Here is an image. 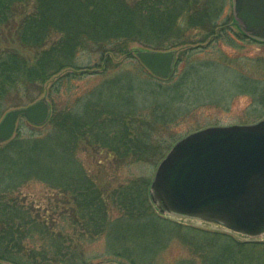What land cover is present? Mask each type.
Instances as JSON below:
<instances>
[{
	"label": "trees",
	"instance_id": "trees-1",
	"mask_svg": "<svg viewBox=\"0 0 264 264\" xmlns=\"http://www.w3.org/2000/svg\"><path fill=\"white\" fill-rule=\"evenodd\" d=\"M7 30L18 47L1 43ZM223 45L261 48L238 57L244 63L237 69L225 65L234 71L228 84L221 78L219 86L203 83L221 71L209 61L191 64L177 78L136 68L82 93L71 91L90 69H109L113 56L136 58V48L176 49L178 60L203 48L223 51ZM214 89L215 100L209 97ZM233 89L251 96L242 123L264 116V41L239 29L231 0H0V118L42 96L51 104L47 123L24 120L28 130L22 131L20 120L14 135L0 143V261L161 264L177 241L185 253L172 264H264V240L164 216L150 201L149 178L112 185L78 156L103 153L115 167L157 164L181 138L165 134L190 105L228 104L225 95ZM31 183L41 184L44 193L25 191ZM100 240L102 249L92 250Z\"/></svg>",
	"mask_w": 264,
	"mask_h": 264
},
{
	"label": "water",
	"instance_id": "water-1",
	"mask_svg": "<svg viewBox=\"0 0 264 264\" xmlns=\"http://www.w3.org/2000/svg\"><path fill=\"white\" fill-rule=\"evenodd\" d=\"M231 1L239 29L264 41V0ZM134 55L165 79L177 50L136 48ZM50 114L45 96L9 109L0 120V143L13 136L19 118L40 126ZM148 195L162 215L218 225L248 239L264 235V116L253 123L203 127L178 139L156 165Z\"/></svg>",
	"mask_w": 264,
	"mask_h": 264
},
{
	"label": "rangeland",
	"instance_id": "rangeland-1",
	"mask_svg": "<svg viewBox=\"0 0 264 264\" xmlns=\"http://www.w3.org/2000/svg\"><path fill=\"white\" fill-rule=\"evenodd\" d=\"M1 43L10 45L13 47H18L17 42L15 41L13 31H6L2 38ZM223 51L218 48L209 47L203 48L201 51H196L190 54L189 57L183 56L179 54V58L175 63L174 71L172 76L177 78L181 73L185 71L191 64H200L207 63L209 61L216 62L219 64V68L221 71L217 70L204 78V84H211V86H217L219 83V79L221 78L223 84H228V79L231 74L229 71H226L225 65H229L234 69H237L244 63V59H238V57L242 55L246 56H255L260 53L261 48L257 45H252L247 47L243 51H233V49L223 45ZM132 55V54H131ZM233 58L229 59L228 57ZM83 54L81 57L83 58ZM236 58V59H235ZM112 64L110 68L101 72L100 68L90 69L88 74L85 75L81 79L75 80L71 84V91L74 93H82L86 89L91 88L92 86L97 85L101 80L105 77H111L118 74L121 71L125 70H135L136 68L143 69L148 72L147 69L138 61L137 58H127L125 55L121 56H113ZM218 60V61H217ZM229 63V64H227ZM250 66V65H248ZM228 68V67H227ZM219 86V85H218ZM219 92L217 89L213 91V94H209V97L212 99L218 98ZM207 95V94H206ZM208 96V95H207ZM202 98H205L203 95ZM225 97L227 98L228 104L225 103H211L207 99V101H199L196 104L190 105L192 109L187 112L183 117L179 119L176 124H173L170 128H168L165 135H173L177 137L178 135L185 136L186 134L201 129L203 127L212 126V125H230V124H240L243 121V114L247 105L250 104L251 96L237 93L234 89L230 93L228 92ZM197 99V98H195ZM192 98V100H195ZM262 118V117H261ZM21 120V130L27 131V126H24V119ZM20 120L18 122H20ZM245 124V123H244ZM79 158L84 163L85 167L89 168L90 171L96 172V174L100 178H106L107 181L111 180V184L115 185L117 181H125L129 178L135 177H145L151 180L156 165L146 162H131L121 165L120 167H115L113 163L109 160V158L105 157L103 153H78ZM100 159V163L96 165L97 160ZM97 176V177H98ZM27 192H31L35 196L42 195L44 190L42 185L39 183H31L25 189ZM173 220H176L184 225H192L198 228L207 229V230H215V231H226L222 227L210 223L199 222L194 219H175L169 217ZM228 232V231H227ZM231 233V232H229ZM233 234L236 238L242 239L243 236L239 234ZM264 240V238H263ZM103 247V241L100 240L95 243L91 249L92 250H101ZM185 253L183 247L177 242L173 241L172 245L168 248L166 253L161 258V264H172L173 261L183 255Z\"/></svg>",
	"mask_w": 264,
	"mask_h": 264
},
{
	"label": "bare ground",
	"instance_id": "bare-ground-1",
	"mask_svg": "<svg viewBox=\"0 0 264 264\" xmlns=\"http://www.w3.org/2000/svg\"><path fill=\"white\" fill-rule=\"evenodd\" d=\"M138 61H139V60H138ZM139 62H140V61H139ZM47 100H48V99H47ZM48 101H49V100H48ZM4 114H5V113H4ZM4 114H3V115H4ZM3 115H2V116H3ZM1 118H2V117H1ZM1 118H0V120H1ZM20 119H24V118L21 117V118L18 119V121H19ZM24 120H25V119H24ZM26 121H27V120H26ZM17 123H18V122H17Z\"/></svg>",
	"mask_w": 264,
	"mask_h": 264
}]
</instances>
